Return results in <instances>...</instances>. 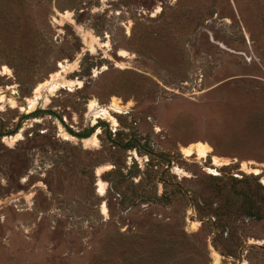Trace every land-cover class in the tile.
Here are the masks:
<instances>
[{"label": "rangeland", "instance_id": "rangeland-1", "mask_svg": "<svg viewBox=\"0 0 264 264\" xmlns=\"http://www.w3.org/2000/svg\"><path fill=\"white\" fill-rule=\"evenodd\" d=\"M2 97L0 264H264V0H0Z\"/></svg>", "mask_w": 264, "mask_h": 264}, {"label": "bare ground", "instance_id": "bare-ground-1", "mask_svg": "<svg viewBox=\"0 0 264 264\" xmlns=\"http://www.w3.org/2000/svg\"><path fill=\"white\" fill-rule=\"evenodd\" d=\"M62 67L65 68L63 65H62ZM10 72L11 71L7 67H3V73L4 74L8 75ZM76 86L79 87V88H82L83 83L82 82H78L76 84ZM62 87H69V89L72 90L74 88V85H73L72 82H69L68 84L57 83V82H55V75H53V77H52V79L50 81H47L46 83L39 85L35 89V96L33 98H31V99H28L29 108H28L27 112H34L37 109V106L39 104V100L41 101V99H42L44 101V103H46L48 101V97L53 96L54 93L58 89H60ZM46 88H47V91H48L47 96L43 95L44 90ZM0 102L1 103L4 102L3 97L1 98ZM49 102L50 101H48V103ZM10 103H11L13 108L17 107V102L14 99L10 100ZM112 110L113 111L115 110V112L116 111L117 112L121 111V106H119V103L117 101H114V104L109 109L103 110V113L106 114V115H110V111H112ZM0 111H4V105L0 108ZM90 112L91 113L97 112L96 103L95 102H91V104H90ZM22 133H23V131H21L18 135L14 136V137L5 138L4 141H8L10 143L18 142L23 136ZM63 134H64V139H72V140H74L72 135H69L66 132H63ZM84 142L86 143V145L88 144V145L97 146L98 138H97V136H93L90 139H85ZM208 145H206L204 143H197V144H194V145H190L188 147H182L181 148V152L187 158H192L194 156H198L199 159H204V158L208 157L209 153L212 152V148L210 146H208ZM110 168L111 167H106V169H110ZM101 170L102 169H99L98 175H101ZM98 188H99L98 193L100 195H102V196H105V194L107 193L106 184L104 182L100 181L98 183ZM103 213L104 214L108 213V208H107L106 205L103 206Z\"/></svg>", "mask_w": 264, "mask_h": 264}, {"label": "water", "instance_id": "water-1", "mask_svg": "<svg viewBox=\"0 0 264 264\" xmlns=\"http://www.w3.org/2000/svg\"><path fill=\"white\" fill-rule=\"evenodd\" d=\"M38 114H47V115H51V116H54L55 118H57L62 124L65 125V120H63V118L57 113L55 112L54 110H50V109H46V108H43L41 110H36L34 112H31L29 114L26 115V118H30V117H33L35 115H38ZM73 136H76L78 138H81L82 136L77 134V133H71ZM4 137V136H3ZM87 137H90V136H87ZM126 146H123V148H125Z\"/></svg>", "mask_w": 264, "mask_h": 264}, {"label": "trees", "instance_id": "trees-1", "mask_svg": "<svg viewBox=\"0 0 264 264\" xmlns=\"http://www.w3.org/2000/svg\"><path fill=\"white\" fill-rule=\"evenodd\" d=\"M112 142H113V143H116V142H114L113 140H112ZM129 144H130V143H129ZM128 147H129V145H127V148H128Z\"/></svg>", "mask_w": 264, "mask_h": 264}]
</instances>
